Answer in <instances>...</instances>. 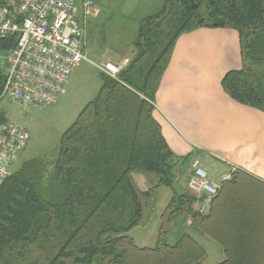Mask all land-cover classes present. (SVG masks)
Segmentation results:
<instances>
[{
    "label": "trees",
    "instance_id": "obj_1",
    "mask_svg": "<svg viewBox=\"0 0 264 264\" xmlns=\"http://www.w3.org/2000/svg\"><path fill=\"white\" fill-rule=\"evenodd\" d=\"M198 28L238 33L241 68L221 85L264 112V0H164L139 21L123 72L100 74L96 96L62 134L52 159L23 162L0 186V264H199L206 252L189 234L168 243L172 229L188 220L222 248L218 264H264V182L235 169L200 212L203 196L173 188L174 168L190 155L173 154L152 115L175 41ZM15 42V34L0 38V56ZM3 82L0 64V94ZM161 186L172 195L156 243L138 247L129 232L150 220Z\"/></svg>",
    "mask_w": 264,
    "mask_h": 264
},
{
    "label": "crops",
    "instance_id": "obj_2",
    "mask_svg": "<svg viewBox=\"0 0 264 264\" xmlns=\"http://www.w3.org/2000/svg\"><path fill=\"white\" fill-rule=\"evenodd\" d=\"M241 63L234 29L198 28L181 34L153 101V118L173 154L190 155L180 164L192 168L195 161L206 163L200 167L207 179L220 185L208 167L211 161L223 167L221 176L240 169L264 182V112L237 102L221 85L224 75L240 69ZM192 173L193 168L189 177Z\"/></svg>",
    "mask_w": 264,
    "mask_h": 264
},
{
    "label": "built area",
    "instance_id": "obj_3",
    "mask_svg": "<svg viewBox=\"0 0 264 264\" xmlns=\"http://www.w3.org/2000/svg\"><path fill=\"white\" fill-rule=\"evenodd\" d=\"M93 0H0V38L16 35V42L2 55L4 76L0 100L9 97L23 106L53 103L72 70L86 59L87 27L99 16ZM123 64H105L101 69L116 78ZM30 138L21 125L0 122V186L9 167ZM188 180L190 193L208 204L220 188L207 179L197 161ZM230 174L221 176V184ZM199 206L198 210L205 213Z\"/></svg>",
    "mask_w": 264,
    "mask_h": 264
},
{
    "label": "rangeland",
    "instance_id": "obj_4",
    "mask_svg": "<svg viewBox=\"0 0 264 264\" xmlns=\"http://www.w3.org/2000/svg\"><path fill=\"white\" fill-rule=\"evenodd\" d=\"M93 1L100 9V16L99 19H92L87 27L84 45L86 59L72 70L68 83L58 93L55 101L45 106H23L9 97L0 100V114L7 121L24 127L30 135L26 147L10 165L9 174L18 171L23 162L31 158L47 156L52 159L62 134L76 120L84 106L96 96L102 83L100 74H106L101 68L105 64L120 65L127 62L124 57L132 55V40L139 21L144 16L158 11L164 0ZM0 62L2 63L1 56ZM211 164L209 163L208 167L213 169L216 180L220 182L224 169L214 161H211ZM204 165L207 164H200L205 168ZM192 168L189 164L180 163L174 168V189L180 186L183 190L191 192L188 180ZM134 177L139 187L147 188L148 183L143 177ZM171 192L169 187H159L152 217L129 232L136 246L152 247L156 243L159 217L172 195ZM205 205L207 204L204 203L201 208L207 211ZM183 233L189 234L204 247L206 254L199 264H218L224 260L222 248L208 236L195 232L190 226L177 224L168 235V243L173 244Z\"/></svg>",
    "mask_w": 264,
    "mask_h": 264
},
{
    "label": "water",
    "instance_id": "obj_5",
    "mask_svg": "<svg viewBox=\"0 0 264 264\" xmlns=\"http://www.w3.org/2000/svg\"><path fill=\"white\" fill-rule=\"evenodd\" d=\"M123 72V70H121V72L120 73H122Z\"/></svg>",
    "mask_w": 264,
    "mask_h": 264
}]
</instances>
